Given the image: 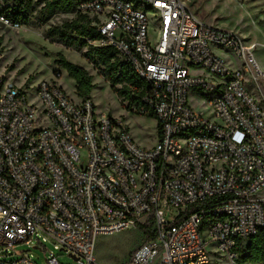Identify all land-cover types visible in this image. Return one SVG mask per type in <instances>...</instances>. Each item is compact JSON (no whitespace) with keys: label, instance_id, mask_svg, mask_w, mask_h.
Listing matches in <instances>:
<instances>
[{"label":"built area","instance_id":"built-area-1","mask_svg":"<svg viewBox=\"0 0 264 264\" xmlns=\"http://www.w3.org/2000/svg\"><path fill=\"white\" fill-rule=\"evenodd\" d=\"M14 2L0 0V24L19 30ZM71 15L94 19L91 44L115 49L142 82L119 99L153 115L160 139L137 145L122 118L74 102L56 80L28 94L0 74V264H39L4 260L35 241L54 246L47 264H61L54 251L99 264L100 235L149 219L155 237L127 264H215L212 247L235 261L264 230V105L245 85L264 78L257 44L183 0H77Z\"/></svg>","mask_w":264,"mask_h":264},{"label":"rangeland","instance_id":"rangeland-1","mask_svg":"<svg viewBox=\"0 0 264 264\" xmlns=\"http://www.w3.org/2000/svg\"><path fill=\"white\" fill-rule=\"evenodd\" d=\"M33 0V9L27 21L19 30L4 27L0 24V74L17 86L26 87L28 94L43 82L56 80L68 97L79 102L74 81L62 70L57 61L63 56L67 61L84 68L96 85L91 98L98 111L114 118H122L128 126L135 143L143 148L155 147L160 139L156 118L139 116L127 112L111 85L100 74V68L90 62L85 53L87 48L77 49L66 45L59 37L51 34V30L62 27L75 16L57 13L48 19H42L39 11L42 4ZM189 10L203 23L219 29L238 33L247 43L257 44L255 58L264 73V0H183ZM62 76L56 79V74ZM245 85L249 92L264 105V78L260 87L251 83L247 76ZM202 102V101H201ZM192 107L198 115L210 116L192 99ZM202 104V103H201ZM40 241H35L32 249L19 246L12 251L5 261H14L27 253L33 255L39 264H47L49 251L54 250L51 243L45 244L47 251L35 249ZM141 243L138 228L126 229L111 235H100L97 240V261L99 264H127L134 251ZM246 249L248 242H245ZM215 264H239L231 261L224 254L218 256L217 249L210 248ZM61 264H76L73 258L60 251H54Z\"/></svg>","mask_w":264,"mask_h":264},{"label":"trees","instance_id":"trees-1","mask_svg":"<svg viewBox=\"0 0 264 264\" xmlns=\"http://www.w3.org/2000/svg\"><path fill=\"white\" fill-rule=\"evenodd\" d=\"M77 0H39L42 4L39 11L42 19H48L57 13L71 15L75 11ZM13 8L16 14L14 20L22 24L27 21L33 9V0H15ZM94 19L88 15H76L62 27L51 30V34L59 37L66 45L77 49L87 48L85 57L100 68L101 76L110 83L112 90L119 98L129 97L132 89H139L142 82L138 80L131 67L124 62L115 49L111 47H95L91 43L99 41L101 35L94 26ZM59 67L65 70L68 77L74 81L79 100L91 98L96 85L93 77L82 67L67 61L63 56L57 61ZM61 73V72H58ZM149 117L155 118L153 115ZM159 133L160 126L158 125ZM194 207H192L193 209ZM153 220L149 219L145 225H139L141 243L155 237ZM246 249L244 243H239L236 254L239 264H264V230L250 239ZM139 245V246H140Z\"/></svg>","mask_w":264,"mask_h":264},{"label":"water","instance_id":"water-1","mask_svg":"<svg viewBox=\"0 0 264 264\" xmlns=\"http://www.w3.org/2000/svg\"><path fill=\"white\" fill-rule=\"evenodd\" d=\"M35 249H38V248H35Z\"/></svg>","mask_w":264,"mask_h":264}]
</instances>
